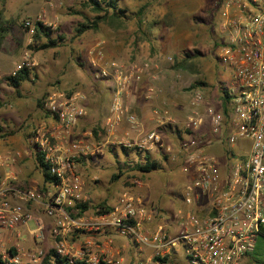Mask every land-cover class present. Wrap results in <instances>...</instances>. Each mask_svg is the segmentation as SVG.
<instances>
[{"label": "built area", "instance_id": "2783aa9c", "mask_svg": "<svg viewBox=\"0 0 264 264\" xmlns=\"http://www.w3.org/2000/svg\"><path fill=\"white\" fill-rule=\"evenodd\" d=\"M219 14L225 38L216 55L231 70L236 90L230 94L226 112H222L219 100L216 106L205 103L202 89L191 88L181 124L185 136L174 152L161 140L159 127L169 119L159 108L152 109L157 129L146 131L134 141L127 137L130 132L139 133L140 122L123 104V96L132 82L140 80L146 63L124 66L104 60L101 42L87 50L99 75L113 82L105 120L108 131L112 133L124 122L126 132L121 144L161 150L177 161L187 176L180 191L183 207L173 212L170 228L161 223L150 228L148 223L156 216L154 208L132 195L124 194L108 211L76 214L75 204L84 203L86 197L73 158L87 154L91 147L81 138L68 137L86 113L85 96L79 91L69 95L51 91L43 99L48 119L33 129L30 143L41 154L54 181L38 191L19 188L11 172L0 179L2 259L19 264L37 263L43 258L40 248L23 249L1 238L3 231L33 219L28 205L34 204L51 222V250L67 264H119V259L108 258L104 251L85 256L88 242L76 248L66 241L68 233L106 229L129 238L137 247L149 248L144 264H162L160 259L171 254L182 257L186 264H240L264 230V0H223ZM23 26L31 34L35 22L24 20ZM155 94L149 86L144 97L150 99ZM213 146L221 148L223 161L211 152ZM40 229L37 221L28 230L32 239L41 238ZM6 243L11 245L6 247ZM9 248L14 249V255L8 253ZM178 248L183 251L181 255Z\"/></svg>", "mask_w": 264, "mask_h": 264}, {"label": "rangeland", "instance_id": "374dc122", "mask_svg": "<svg viewBox=\"0 0 264 264\" xmlns=\"http://www.w3.org/2000/svg\"><path fill=\"white\" fill-rule=\"evenodd\" d=\"M80 1L0 0L2 18L8 29L7 38L0 48V54L6 60L3 73L0 74V125L2 122L5 123V126H2L4 130L17 132V130L29 127V123L36 114L45 116L47 113L41 110L42 108L40 109V105L43 104V99L48 92L61 91L69 95L79 91L90 98L99 94L97 93L99 72L97 68L90 66L86 58L87 50L98 41L102 43L103 56L109 51H117L114 48L116 41L122 43V49L125 48L129 37H136L137 33L141 32L140 23L145 21V10L152 6L153 9L156 7V10H179L178 15L175 16L174 24L179 26L178 28L184 27V30H187V26H189V33L195 31L193 44L183 43L180 45L181 54L191 53V57H195V60L190 61L187 65L192 70L196 64L195 72L179 73L172 76L175 85L179 86L177 96H180V100L187 103L189 84L197 80L202 83L200 85L202 90L206 86L211 87L213 95H217L216 104L220 88H225L229 95L236 90L231 70L216 58L218 49H215V43H218V38L214 34L210 36L211 25L208 24L209 21L204 24L201 18L203 14L210 17L211 11L219 15L223 0H118L117 7L121 10L118 17L111 18L107 15L97 23L95 30H85L80 35L74 36V27L76 23L82 21V18L72 10L79 9ZM43 5L47 7L44 11L41 9ZM141 5H145L144 9L137 12ZM189 10H194V16L189 15V19H187L186 11ZM79 12L86 18L94 16V13L88 8L79 9ZM36 19L47 23L44 26L49 27L52 37L63 36L58 46L39 50H32L28 47V45H35L43 41V38L34 40L33 33H28L23 26L24 20L36 22ZM203 30L207 32L205 39ZM188 39L191 37L189 36ZM106 59L112 60L113 57H106ZM167 60H171V57H167ZM18 66H25L28 69L29 78L22 81L19 88L14 90L2 79V76L12 73ZM6 117H8L7 121ZM89 119L91 118L88 116L86 120L80 122L83 125L79 132L86 129L92 130V125L96 120H99ZM32 131L33 127H29L28 133L25 132L24 136L32 135ZM30 144H27L28 148L32 149L33 146ZM75 159L76 156L73 161L76 164L77 173L83 181V193L86 197L84 202L89 205V209H86L85 213H94L96 208L92 206L99 203L104 197L109 196L107 199L111 203L118 194L116 192L120 190L130 191L133 195L136 194L145 202L150 203L149 205L154 208L158 218H167L168 216L171 219L173 211L183 207L180 187L186 177L177 167V163L171 167L166 162L167 164L160 167L159 170H152L148 173H142L132 168L125 171L124 175L122 173L116 180L111 181L110 176L117 173V170L112 167L110 155L102 153L100 156L94 157L88 152L80 158V161H75ZM29 174L36 180L33 183V188L38 191L42 190L39 169L33 167ZM18 187L21 189L30 188L24 187V185ZM165 200H168L171 205ZM36 208L34 211L36 214H40V209ZM31 221L32 219L27 222L29 227ZM75 234L77 232L66 235V241L69 244L74 242L73 235ZM122 240L127 241L129 250L135 251L136 247L129 238L122 236ZM258 241L261 242L259 248H264V240L258 239ZM10 245L9 243L5 244L6 247ZM178 252L180 255L183 253L180 248H178ZM179 260L180 264H186L182 259Z\"/></svg>", "mask_w": 264, "mask_h": 264}, {"label": "crops", "instance_id": "0c3cea01", "mask_svg": "<svg viewBox=\"0 0 264 264\" xmlns=\"http://www.w3.org/2000/svg\"><path fill=\"white\" fill-rule=\"evenodd\" d=\"M41 9H43V11L47 9L46 5H43ZM178 11L179 10L177 9L174 11H167L165 9L156 10V7L153 9V6L146 8L144 13L145 21L142 22V24L140 23L142 29L141 32L139 31L136 37H129V42H127V46L123 49L121 48L122 43L116 41L114 48H116L118 52L109 51L103 56L104 60H110L106 59V57H113L112 60L124 66L130 65L132 63L137 65L146 63V67L143 68L140 80L137 82H132L123 96V104L126 106L129 112L133 113L138 118L140 122L139 133L136 134L130 132L128 133L127 137L130 139V141H134L136 138L142 137L146 131L154 128L157 129L158 126L156 124V118L152 113V109L159 108L166 112L169 119L168 123H166L163 127H159L161 140L165 144L171 145L173 152L177 147L178 141L185 136L181 124L187 114V103L181 101L180 96H177L179 86L175 85L172 80V76H176L179 73H194L196 70L195 62L193 63V65H195L192 70L187 67L190 61L195 60V57H191V53H180L181 44L194 43L193 37L195 31L189 33V26H187V30H184V27L178 28L179 26L174 24V19L175 16L178 15ZM186 12L187 19H189V15L191 17L194 16V10H189ZM201 18L204 24L205 22L208 23L209 21L208 24L211 25L209 28V33L210 36L214 34L215 37L218 38V43H215V49H218V45L220 44L221 40L225 38L224 32H222L220 29V14L218 15L217 13L216 15L215 12L211 11L210 17H206L205 14H203ZM219 35L220 37H218ZM189 36L191 39H188ZM206 36L207 32L203 30L204 39ZM167 57H171V60H167ZM86 58L90 66L97 68V66H93L90 63L91 58L88 54L86 55ZM184 61H186V64ZM181 62H183L182 68L174 67L176 63ZM4 64H6V60L0 54V74L3 73L2 71ZM99 78L100 79H98L99 81L97 83V93L99 94H95L94 98H90L88 95L83 93L85 96L84 107L86 113L73 127V130L68 137L69 140L72 138H81V140L89 143L91 147L90 153L94 157L100 156L102 153L110 155L112 167H114L116 170V162H121L123 167H126L122 171V175L125 174V171H128L132 168L135 169V165L137 163H143L145 158L153 159L157 163V167H162L167 163L170 164L171 167H174L176 163L178 164L177 161L171 160L169 156L163 153L161 150H141L134 147L133 145L126 146L121 144L119 141L126 132V125L124 122H120L118 125H116L111 131L112 133L108 131L105 120L108 115V106L112 94L113 82L108 77H102L99 75ZM149 86L153 87L156 91L155 96L150 99L144 97L145 89ZM202 91L204 93L205 103L216 106L217 95H213V90L211 87L206 86V88ZM40 109L45 111L43 104L40 105ZM88 116L91 118L89 120H99H96L94 125H92V130L86 129L83 132H79L83 125H81L80 122L86 120ZM7 119L8 117L5 118L6 121ZM47 119L48 114L45 116H40L38 113L35 117H33L28 126L30 128L33 127L34 129L43 122L47 121ZM4 124L2 122L1 126H5ZM29 127H26L22 130H17V132L14 133L11 130V134L0 138V179L3 180L6 173L11 172L15 177V184L17 186L24 185V187L26 186L33 188V183H35L36 180L31 178L29 174L30 170L35 167L32 151L33 148L29 149L27 145L30 143L31 137L27 138V135L24 136L25 132L28 133ZM31 146H33V144ZM211 152L220 161H223L224 156L220 147H211ZM82 157L83 155H77L75 161H80V158ZM159 169L160 168L155 170ZM185 177L187 178L186 175ZM116 193L118 194L115 196V198H113L111 203H109L107 199L109 196L102 198L99 203H103V205H107L111 209L119 202L120 198L124 194L127 196H138L136 194L133 195L130 191L126 190H120ZM138 197L145 205L151 206L149 205L150 203L145 202L140 196ZM165 201L170 204L168 200ZM28 206L33 217L31 226L29 227L27 223L17 225L12 230L3 231L1 233V238L10 239L13 241V243H16L23 249L40 248L44 255H46L52 246V238L50 236L51 222L42 213L41 209V213L36 214L34 210L37 208L34 204H30ZM169 219L170 217L168 218V216L167 218H158L156 215L152 222L148 223V226L153 228L157 223H161L164 228L169 229L171 226V219ZM37 221H39L41 226L39 231L41 232V238L32 239V236L29 235L28 230L33 229ZM258 239L264 240V234H258V236L255 238L252 249L242 257L240 264H256L254 260H264V248H259L261 247V242H259ZM73 240L74 242L72 245L76 248L79 243L83 244L88 242L86 247H84L85 256L89 253L91 254L92 252L104 251V254L108 258H112L114 260L119 259V264H144L145 259L150 253L149 248L137 247L136 245L135 251L129 250L127 241L122 240V236L111 229H106L99 232L79 231L77 234L73 235ZM23 259L26 260L25 257ZM179 259H182V257L180 258V256L171 254L168 257H165V260L162 262V264H180ZM182 260L185 262L184 259ZM49 264H53L52 259H49ZM100 264L108 263L101 262Z\"/></svg>", "mask_w": 264, "mask_h": 264}, {"label": "trees", "instance_id": "16d2710c", "mask_svg": "<svg viewBox=\"0 0 264 264\" xmlns=\"http://www.w3.org/2000/svg\"><path fill=\"white\" fill-rule=\"evenodd\" d=\"M117 2L118 0H81L78 3V8L83 9V8H88L90 11L94 13V16L91 18H86L83 16L80 12L79 9L72 10L73 13H76L78 15H81L82 21L76 23L74 27V36L80 35L83 33L85 30H95L97 28V23L105 18V16L109 15L111 18L113 17H118V13H121V10L117 7ZM143 10V6H140L137 10V12H140ZM7 25L5 21L2 18V10L0 8V48L2 47L3 41L6 40L7 38ZM32 38L35 39H40L43 38V41L36 43L35 45H28L29 48L32 50H39V49H45V48H52L58 46L60 43V40L63 38L62 35H56L55 37H52L51 35V30L49 29L48 26H44L40 21L35 22V29L32 34ZM186 64V61H184ZM183 62L181 63H176L174 65L175 68H182ZM29 71L25 66H20L18 69L13 71L12 73L6 74L2 76V79L14 90H17L18 87L20 86L21 82L24 80H27L29 78ZM202 83L200 81H193L192 83L189 84V90L194 87H201ZM229 93L226 91L225 88H220L219 92V97L218 100L220 102V107L222 109V112H226L228 102H229ZM11 130H4L2 126L0 125V138L4 137L6 135L11 134ZM31 134L27 135V138L31 137ZM33 158L35 162V167L39 169L40 175H41V182L42 186L44 189L45 188V183L54 181V178L49 175L47 171V167L45 163L42 161V156L41 154L35 150L33 146ZM117 165V173H113L110 176V180L114 181L116 180L123 172L124 168L123 164L121 162H116ZM160 167H157V163L150 158H145L143 163H137L135 165V169L140 171V172H149L151 170L158 169ZM88 203H77L75 204L76 214H82L86 209H89ZM93 208L95 207L96 209L93 211L95 214L101 213L108 211L110 207L107 205H103V203H97L96 205L92 206ZM261 233L264 234V230H261ZM8 253L10 255H14V249L9 248ZM49 259H52L53 264H67L66 260L63 257H60L56 255L51 249L46 253V255L43 256L41 261L37 263H19V264H49ZM165 258H161L160 261L163 262ZM256 264H264V260H254ZM0 264H17V263H9L6 262L4 259L0 257ZM76 264H81L79 262H76Z\"/></svg>", "mask_w": 264, "mask_h": 264}]
</instances>
